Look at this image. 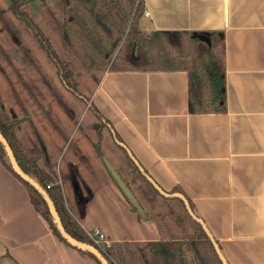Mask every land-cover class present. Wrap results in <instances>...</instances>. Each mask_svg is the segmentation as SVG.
Instances as JSON below:
<instances>
[{
	"label": "crops",
	"instance_id": "1",
	"mask_svg": "<svg viewBox=\"0 0 264 264\" xmlns=\"http://www.w3.org/2000/svg\"><path fill=\"white\" fill-rule=\"evenodd\" d=\"M144 1L140 25L147 34L224 36L226 111L190 112L187 70H107L91 103L127 156L126 148L165 190L180 187L188 195L229 264H264V0ZM0 93V108L24 118L18 127L31 122V136L22 141L42 152L39 165L61 185L68 210L76 217L86 205L85 232L99 230L110 242L160 239L156 223L132 210L103 157L123 176L118 160L106 152L97 156L80 140L70 147L75 133L61 136L66 145L45 141L38 102L21 92L24 115L8 86ZM0 264H97L52 233L22 181L1 161Z\"/></svg>",
	"mask_w": 264,
	"mask_h": 264
},
{
	"label": "trees",
	"instance_id": "2",
	"mask_svg": "<svg viewBox=\"0 0 264 264\" xmlns=\"http://www.w3.org/2000/svg\"><path fill=\"white\" fill-rule=\"evenodd\" d=\"M34 1L46 4V0H9L7 9L31 32L54 65L56 76L64 89L84 101L90 112L103 122V126L110 128L116 142L123 148L125 144L108 119L80 92L78 82L74 80L76 71H98L102 74L107 70H187L190 112L226 111V55L221 32L212 35L205 31L160 29L147 34L140 25L145 12L144 0H60V27L65 51L62 57L35 20L34 14L27 10ZM23 119L0 108V135L12 150L15 164L1 140L0 161L22 181L36 211L59 240L87 255L97 264H104L95 253L72 244L62 235L47 198L64 232L78 242L95 247L107 264H223L212 239L189 214L184 201L161 195L147 179L150 176L147 170L140 171L134 163L147 183L162 196V201L150 211L145 210L146 216L130 205L141 219L156 223L161 237L153 241H115L109 247L95 243L80 224L86 205L81 208L78 216H73L66 207L61 185L39 165L42 152L24 143L17 134ZM101 141L102 135L98 131L96 140L90 141L95 154L100 157L103 156ZM128 157L132 161L129 154ZM18 170L32 183L22 178ZM170 192L183 193L195 212L194 203L180 187Z\"/></svg>",
	"mask_w": 264,
	"mask_h": 264
},
{
	"label": "rangeland",
	"instance_id": "3",
	"mask_svg": "<svg viewBox=\"0 0 264 264\" xmlns=\"http://www.w3.org/2000/svg\"><path fill=\"white\" fill-rule=\"evenodd\" d=\"M8 3L9 0H0V86L9 87L16 102L23 105L21 112L24 115L29 113L22 102L21 92L38 102L41 108V136L45 141L52 138L66 145L67 139L63 137L75 133L68 144L70 147L77 140L84 142L86 147H92L90 141L96 140L97 131L101 133L102 153L106 152L118 160L123 176L144 209L146 211L153 209L162 201V196L155 192L136 170L134 162L126 152L113 142L109 127L103 126V122L90 112L84 101L64 89L56 76L54 65L39 47L31 32L8 11L6 8ZM27 10L34 14L35 20L50 38L54 48L64 57L60 0H46V4L34 1ZM100 75L98 71L75 72L74 80L78 82L80 92L89 102L92 101V91ZM1 105H4V100L0 93V107H3ZM11 114L16 116L12 110ZM30 131H33L31 122L27 121V125L18 127L17 134L24 139L31 136ZM129 151L127 148V153Z\"/></svg>",
	"mask_w": 264,
	"mask_h": 264
},
{
	"label": "water",
	"instance_id": "4",
	"mask_svg": "<svg viewBox=\"0 0 264 264\" xmlns=\"http://www.w3.org/2000/svg\"><path fill=\"white\" fill-rule=\"evenodd\" d=\"M0 140L5 144L11 158H12V162L15 164V160L13 158L12 155V150L10 149L8 143L5 141V139L0 135ZM129 156L131 157L132 161L134 162L135 165H137L140 168V171H144V168L141 166L140 162L136 159V157L129 151ZM103 162L104 164L107 165L113 179L117 182L118 187L121 189L122 193L124 194V196L126 197V199H128V201L130 202V204H132L135 208H137L138 212L140 214H142L143 216H146V211L144 209V207L142 206L140 200L138 199V197L136 196L135 192L133 191V189L128 185V183L125 181V179L123 178L122 174H120V172L115 168V166L112 164V162L107 159L106 157H103ZM19 175L24 178L25 180L29 181L30 183H32V181L25 176L24 174H22L19 170H18ZM147 179L149 180V182L153 185V187L163 196L165 197H177L180 198L184 201L186 208L189 212V214L195 219L197 220L202 227L204 228L205 232L208 234V236L212 239L213 241V245L214 248L219 256V258L221 259V261L223 262V264H229L227 258L225 257L224 253L222 252V249L220 247V244L214 239L213 234L211 233L209 227L207 226L205 220L202 217H199L193 210L190 201L188 200V198L181 192H169L167 190H165L164 188H162L156 181L154 178H152L151 176H148ZM47 202L51 208V211L54 215V218L56 220L57 226L59 228V230L61 231L62 235L72 244L81 247V248H85L88 249L90 251H92L93 253H95L104 264H107L106 261H104L97 249L91 245L82 243V242H78L74 239H72L71 237H69L63 230L61 223L55 213V210L53 208V206L51 205V202L49 201V199L47 198Z\"/></svg>",
	"mask_w": 264,
	"mask_h": 264
},
{
	"label": "built area",
	"instance_id": "5",
	"mask_svg": "<svg viewBox=\"0 0 264 264\" xmlns=\"http://www.w3.org/2000/svg\"><path fill=\"white\" fill-rule=\"evenodd\" d=\"M88 234L93 239V241L99 245L109 247L111 244V242L107 240L106 235H104L99 230H93Z\"/></svg>",
	"mask_w": 264,
	"mask_h": 264
}]
</instances>
